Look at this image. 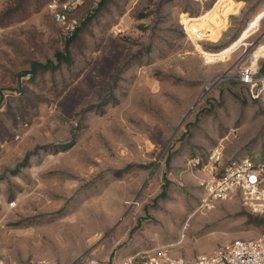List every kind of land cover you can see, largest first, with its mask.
I'll list each match as a JSON object with an SVG mask.
<instances>
[{
  "label": "rangeland",
  "instance_id": "1",
  "mask_svg": "<svg viewBox=\"0 0 264 264\" xmlns=\"http://www.w3.org/2000/svg\"><path fill=\"white\" fill-rule=\"evenodd\" d=\"M234 1L108 0L68 55L47 0H0V264L264 239L240 199L203 201L214 148L264 163V98L238 79L254 54L264 76V0Z\"/></svg>",
  "mask_w": 264,
  "mask_h": 264
},
{
  "label": "built area",
  "instance_id": "2",
  "mask_svg": "<svg viewBox=\"0 0 264 264\" xmlns=\"http://www.w3.org/2000/svg\"><path fill=\"white\" fill-rule=\"evenodd\" d=\"M102 0H48L47 7L61 31L64 40L71 39L90 18L99 11ZM220 3L217 0L213 9ZM221 7L226 6L223 2ZM190 20V19H189ZM184 32L193 43L205 41V30H187ZM207 41V40H206ZM254 59V60H253ZM255 54L252 63L238 67V79L247 86L253 98H264V76L258 77ZM255 62V63H254ZM223 162V150L216 147L209 157L210 173L203 186L204 204L212 208L213 202H231L240 199L242 205L252 214L264 215V163H256L249 158ZM27 264H48L42 260H33ZM82 264H101L94 258ZM120 264H264V239L235 240L220 247L211 256H200L193 260H184L172 254L171 247L156 248L151 252L136 254L125 258Z\"/></svg>",
  "mask_w": 264,
  "mask_h": 264
},
{
  "label": "trees",
  "instance_id": "3",
  "mask_svg": "<svg viewBox=\"0 0 264 264\" xmlns=\"http://www.w3.org/2000/svg\"><path fill=\"white\" fill-rule=\"evenodd\" d=\"M48 3V0H47ZM108 4V0H102L101 4H100V9L104 8L106 5ZM84 25V24H83ZM84 28V26L82 27ZM82 28H80L75 35L68 40L67 44H66V53L69 55V50H70V46L72 45V43L78 38L80 32L82 31ZM236 40V38H233L231 41L234 42ZM223 48H226L227 46L225 44L222 45ZM57 61L59 63H70V57L68 58L67 56H65L63 53H57L56 55ZM46 67V66H45Z\"/></svg>",
  "mask_w": 264,
  "mask_h": 264
},
{
  "label": "crops",
  "instance_id": "4",
  "mask_svg": "<svg viewBox=\"0 0 264 264\" xmlns=\"http://www.w3.org/2000/svg\"><path fill=\"white\" fill-rule=\"evenodd\" d=\"M235 2V1H234ZM235 3H240L241 4V7H240V9H239V12L238 13H240L241 11H242V9L244 8V4H245V2H244V0H236V2ZM232 40V39H231ZM231 40H227V42L225 43V45L226 46H230V44H232V41Z\"/></svg>",
  "mask_w": 264,
  "mask_h": 264
},
{
  "label": "bare ground",
  "instance_id": "5",
  "mask_svg": "<svg viewBox=\"0 0 264 264\" xmlns=\"http://www.w3.org/2000/svg\"><path fill=\"white\" fill-rule=\"evenodd\" d=\"M209 89H210V86H206V88L203 91V95H205L208 92Z\"/></svg>",
  "mask_w": 264,
  "mask_h": 264
},
{
  "label": "water",
  "instance_id": "6",
  "mask_svg": "<svg viewBox=\"0 0 264 264\" xmlns=\"http://www.w3.org/2000/svg\"><path fill=\"white\" fill-rule=\"evenodd\" d=\"M198 103H199V101L196 103V105H197ZM196 105H195V106H196ZM195 106H194V107H195ZM194 107H193V108H194ZM191 111H192V110H191ZM191 111H190V112H191Z\"/></svg>",
  "mask_w": 264,
  "mask_h": 264
}]
</instances>
